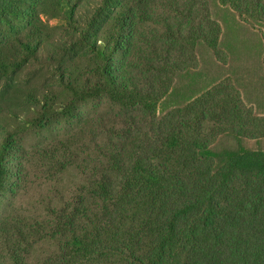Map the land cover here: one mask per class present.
Returning a JSON list of instances; mask_svg holds the SVG:
<instances>
[{"label":"trees","instance_id":"16d2710c","mask_svg":"<svg viewBox=\"0 0 264 264\" xmlns=\"http://www.w3.org/2000/svg\"><path fill=\"white\" fill-rule=\"evenodd\" d=\"M218 2L264 41V0ZM147 24L163 35L148 37ZM221 34L207 0H0V87L43 74L16 89L32 107L28 125L82 122L80 108L95 103L145 117L116 124V143L107 125L93 131V160L68 206L48 219H0V264H264V151L242 147V125L239 150L213 152L226 133L219 120L240 112L219 113L215 81L190 93L175 86L198 69L201 48L216 54ZM1 128L0 200L25 167ZM256 128L264 138V123Z\"/></svg>","mask_w":264,"mask_h":264},{"label":"rangeland","instance_id":"374dc122","mask_svg":"<svg viewBox=\"0 0 264 264\" xmlns=\"http://www.w3.org/2000/svg\"><path fill=\"white\" fill-rule=\"evenodd\" d=\"M218 1L207 0L210 20L219 24L222 33L216 54L208 48H201L198 69L178 75L175 86L179 91L190 93L202 87L209 89L210 82L215 81L216 86L211 87L210 91L215 100L221 101L219 113L223 114V109L228 114L233 109L240 112L241 119L224 114L219 120L224 129L222 131L226 133L216 138L211 146L213 152L239 150L240 140L234 132L242 125L246 131L241 138L242 147L264 151V138L259 137L260 132L256 128L264 123V41L260 33L242 24L237 15ZM160 15L162 18L168 17L167 11H160ZM173 16L177 15L174 13ZM160 20L156 18L157 23ZM182 20L170 18L175 31L177 28L185 30L186 24ZM56 24L52 22V25ZM145 32L148 37L157 32L163 35L160 27L152 24L145 26ZM181 62L188 66L191 60L185 57ZM131 65L133 69L139 67L138 61H132ZM42 77L41 71L29 70L15 78L9 92L0 87L1 130H9L17 145L25 151L23 156L22 152L19 154L25 161L22 175L19 177L14 171L9 192L0 200V219H48L45 211L49 208L68 206L80 191L83 179L81 171L88 165L85 163L93 160V131L100 124L107 125V129H113L114 134L110 138L116 143L124 135L122 130L115 127L116 124L126 122L131 128L136 122L141 125L145 119L137 113L127 115L115 106L95 103L80 108L82 122L71 124L55 121L53 125L42 128L28 125L25 120L31 114L32 107L25 102V93L16 89L21 85L25 87L26 83L35 88ZM4 135L0 134V141ZM134 138L131 135L125 141L134 143ZM56 150L60 159L50 160ZM64 161L72 165L67 173L61 170V162ZM91 169L92 165L88 166L89 172Z\"/></svg>","mask_w":264,"mask_h":264}]
</instances>
